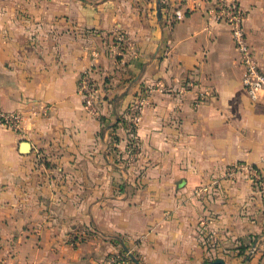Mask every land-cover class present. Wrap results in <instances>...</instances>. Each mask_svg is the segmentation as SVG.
<instances>
[{"label":"crops","instance_id":"0c3cea01","mask_svg":"<svg viewBox=\"0 0 264 264\" xmlns=\"http://www.w3.org/2000/svg\"><path fill=\"white\" fill-rule=\"evenodd\" d=\"M237 1L264 70V0ZM211 2L0 0V108L23 115L19 130L0 124V264H95L123 250L135 264H203L205 215L215 258L264 264V202L245 173L226 175L239 162L264 174V100L246 92ZM116 27L131 42L118 59ZM92 67L97 114L78 91Z\"/></svg>","mask_w":264,"mask_h":264},{"label":"built area","instance_id":"2783aa9c","mask_svg":"<svg viewBox=\"0 0 264 264\" xmlns=\"http://www.w3.org/2000/svg\"><path fill=\"white\" fill-rule=\"evenodd\" d=\"M191 9V8H190ZM208 13L216 21H223L231 29L233 43L238 50L240 63L243 68V86L254 101L264 100V70L258 64L253 49L248 41L246 32V10L237 0H212L211 5L207 9ZM175 19H182L185 12L181 8H174ZM113 56L118 59L122 53L124 46L129 45L130 38L121 28L116 27L113 32ZM78 91L83 97L85 108L92 114H97L99 102V88L94 76V67L88 68L80 73L78 80ZM207 94L200 93L196 99V104H201L206 100ZM134 106V105H133ZM134 110L128 115L127 131L129 144V157L135 160L141 151L138 130L141 121L140 106L135 104ZM23 121V115L20 112H7L0 108V124L6 125L13 130H19ZM238 173H245L247 178L252 182L255 189L259 192L264 202V174L261 169L246 163H235L227 168L226 175L229 178H234ZM213 184H218L215 180ZM209 190L207 184H202L194 189V195L202 196ZM210 219L208 215L201 218V226L204 231H208L205 242L213 245V236L211 228H209ZM210 247V246H209ZM208 249L209 257L215 258L214 249ZM254 247L252 248V251ZM95 264H135V261L129 250H123L118 253L108 255L104 259Z\"/></svg>","mask_w":264,"mask_h":264},{"label":"water","instance_id":"95a60500","mask_svg":"<svg viewBox=\"0 0 264 264\" xmlns=\"http://www.w3.org/2000/svg\"><path fill=\"white\" fill-rule=\"evenodd\" d=\"M28 146H29V142L24 141L22 143V148H23L24 152H26L28 150ZM136 262L138 264V261H136ZM203 264H227V263L223 258L219 257V258H215L211 261L204 262Z\"/></svg>","mask_w":264,"mask_h":264},{"label":"trees","instance_id":"16d2710c","mask_svg":"<svg viewBox=\"0 0 264 264\" xmlns=\"http://www.w3.org/2000/svg\"><path fill=\"white\" fill-rule=\"evenodd\" d=\"M208 249H209V246H208ZM214 259V258H213Z\"/></svg>","mask_w":264,"mask_h":264}]
</instances>
